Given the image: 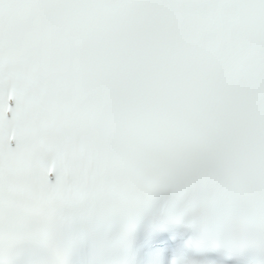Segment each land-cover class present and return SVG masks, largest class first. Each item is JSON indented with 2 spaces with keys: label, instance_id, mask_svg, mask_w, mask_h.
Here are the masks:
<instances>
[{
  "label": "snow or ice",
  "instance_id": "6c2138e0",
  "mask_svg": "<svg viewBox=\"0 0 264 264\" xmlns=\"http://www.w3.org/2000/svg\"><path fill=\"white\" fill-rule=\"evenodd\" d=\"M0 264H264V0H0Z\"/></svg>",
  "mask_w": 264,
  "mask_h": 264
}]
</instances>
